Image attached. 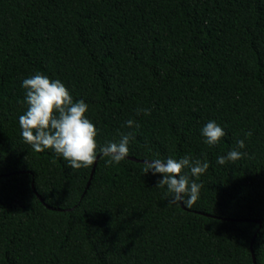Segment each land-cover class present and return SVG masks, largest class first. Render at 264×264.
I'll return each mask as SVG.
<instances>
[{"label": "trees", "instance_id": "trees-1", "mask_svg": "<svg viewBox=\"0 0 264 264\" xmlns=\"http://www.w3.org/2000/svg\"><path fill=\"white\" fill-rule=\"evenodd\" d=\"M38 72L88 105L98 146L133 132L129 155L98 147L91 180L96 162L35 152L19 117ZM185 156L209 164L185 170L191 208L141 162ZM0 264H264V0H0Z\"/></svg>", "mask_w": 264, "mask_h": 264}, {"label": "clouds", "instance_id": "clouds-1", "mask_svg": "<svg viewBox=\"0 0 264 264\" xmlns=\"http://www.w3.org/2000/svg\"><path fill=\"white\" fill-rule=\"evenodd\" d=\"M26 90L25 102L27 109L19 117V126L22 137L37 152L53 149L58 155L68 161L72 169L88 168L97 160V150L105 157H109V165L119 164L129 155V142L134 139L133 132L122 134L119 142H110L105 146L97 144V128L87 118L88 105L80 100L74 101L66 86L59 80H51L42 73H36L22 82ZM145 115H150V110L141 109ZM126 126L136 128L139 125L134 120L126 121ZM205 143L216 145L225 131L216 122H208L201 130ZM247 136L252 133L248 132ZM245 148L244 140L237 142V149L231 150L226 156H220L217 163L224 165L226 161H237L242 155L239 149ZM209 168L207 162L185 156L179 160L168 158L145 159L143 172L161 175L162 179L156 187L167 186L171 194L172 204L191 208L199 199L202 184L190 181L192 177H200ZM187 197V198H186Z\"/></svg>", "mask_w": 264, "mask_h": 264}, {"label": "water", "instance_id": "water-1", "mask_svg": "<svg viewBox=\"0 0 264 264\" xmlns=\"http://www.w3.org/2000/svg\"><path fill=\"white\" fill-rule=\"evenodd\" d=\"M99 158H100V157H98V159H97V161H96L95 168H94V170H93L91 180H92V178H93V176H94V173H95V171H96V167H97V164H98ZM131 160H133V161H139V160L134 159V158H131ZM141 162H143V161H141ZM90 185H91V181L89 182L88 188H89ZM33 187H34L35 193H37L34 184H33ZM42 201L45 203V200H42ZM257 222H258V223H261L260 221H257ZM253 256H254V261H255V263H256V257H255V255H254V252H253Z\"/></svg>", "mask_w": 264, "mask_h": 264}]
</instances>
